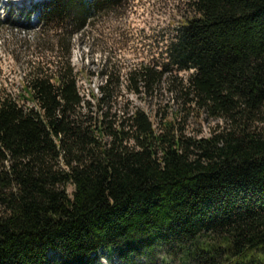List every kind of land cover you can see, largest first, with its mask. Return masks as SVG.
Listing matches in <instances>:
<instances>
[{
	"label": "trees",
	"instance_id": "1",
	"mask_svg": "<svg viewBox=\"0 0 264 264\" xmlns=\"http://www.w3.org/2000/svg\"><path fill=\"white\" fill-rule=\"evenodd\" d=\"M186 2L163 65L124 80L111 66L87 94L74 41L122 0H43L36 26L33 12L0 14L15 30L0 54L26 69L15 87L0 77V264H93L103 251L121 264H264V0ZM164 85L175 109L153 120L145 106ZM204 114L223 125L188 134Z\"/></svg>",
	"mask_w": 264,
	"mask_h": 264
},
{
	"label": "rangeland",
	"instance_id": "2",
	"mask_svg": "<svg viewBox=\"0 0 264 264\" xmlns=\"http://www.w3.org/2000/svg\"><path fill=\"white\" fill-rule=\"evenodd\" d=\"M43 0H0V14L18 22L25 20L26 13L33 12L30 24L38 23L37 8ZM90 1V0H88ZM187 0H122V4L114 11L104 10L100 15L90 16L83 37L75 39L72 63L78 72L79 87L82 93H89L104 83L105 74L114 69L120 71L121 80L127 73L143 64L163 65L166 62L165 45L170 34L180 19L189 13ZM25 23V22H24ZM15 30H0V45L11 39ZM23 36V31L19 30ZM31 57V56H29ZM57 58H51L56 60ZM25 68V67H24ZM17 70L14 61L1 52L0 77L9 87H15L20 82L26 69ZM192 71H180V77H186ZM122 95L130 97L134 104L143 105V100L136 97L123 84ZM158 101H152L145 106L149 115L154 118V110L167 108L168 115L175 109L172 95L166 85L158 91ZM223 125L218 119L208 118L205 114L193 117L188 121L186 132L191 135L208 136L210 131ZM72 191V188H69ZM93 264H121L113 253L103 251ZM166 264H185L182 258Z\"/></svg>",
	"mask_w": 264,
	"mask_h": 264
}]
</instances>
